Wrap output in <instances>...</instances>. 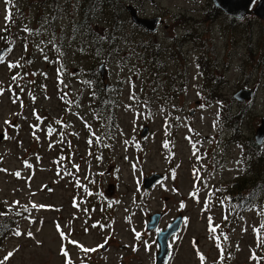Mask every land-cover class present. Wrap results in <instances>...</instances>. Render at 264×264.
<instances>
[{
    "label": "rangeland",
    "instance_id": "374dc122",
    "mask_svg": "<svg viewBox=\"0 0 264 264\" xmlns=\"http://www.w3.org/2000/svg\"><path fill=\"white\" fill-rule=\"evenodd\" d=\"M45 1L0 0V210H21L0 264H154L156 231L177 214L165 264H264V190L246 185L237 218L222 200L239 176L264 183V165L242 170L264 116V20L211 0H115L77 28L85 0ZM128 5L155 30L133 28ZM98 86L111 110H91ZM240 88L253 90L244 102ZM228 113L240 116L235 142Z\"/></svg>",
    "mask_w": 264,
    "mask_h": 264
},
{
    "label": "trees",
    "instance_id": "16d2710c",
    "mask_svg": "<svg viewBox=\"0 0 264 264\" xmlns=\"http://www.w3.org/2000/svg\"><path fill=\"white\" fill-rule=\"evenodd\" d=\"M41 1L42 0H40V2ZM114 1L115 0H99V1L85 0V5H87L85 10L83 11V13H85L84 14L85 18L82 17L83 18L82 21L79 22L78 24H76V26H78L77 28H80L82 25H84L86 23V16L92 15V7H94V6H97V5L101 6L100 8L105 7V8H108L110 10V12H111V10L114 12L115 7L112 4ZM116 7H117V5H116ZM215 9H217L219 12L221 11L218 8H215ZM112 15L114 16V13ZM85 26H87V23L85 24ZM132 27L135 29H140L139 27H137L134 24H132ZM85 35L91 39L90 42H91V46L93 48L92 52H94L95 48H97V46L99 45L100 39L98 37H96V35L87 28H85ZM11 36H12V33H11ZM93 37H94V39H93ZM108 38H110V34L108 35ZM95 39H96V44H95ZM111 40L113 41V44H114L115 38L112 37ZM10 41L11 40H9V43H10ZM22 52H23V50H22ZM176 52L177 51H174V53H176ZM155 58H157V55L155 56ZM202 59H203V61L208 62L207 54ZM153 61H154V58L149 60V62H151V63H153ZM201 67H202V65H201ZM153 70L154 69H152L151 72ZM91 73L95 74L96 76H97V74L99 75L97 68H96V70L92 69ZM99 79H100V81L103 80L100 78V76L99 77L97 76L96 81ZM170 90H171V92L175 91L174 87H172ZM104 91H105V86H103V88H100L98 86L97 89L94 90V92L92 93V99L94 98L95 104H93V109H91V110H93L94 112H98V111L101 112L102 110H111L107 106L102 105V101L105 100ZM14 94L17 95L16 92H14ZM232 115L230 113H228V116H230L231 119L229 120V122H227V118H226L225 126L231 128L230 129L231 130L230 141L235 142L236 138L233 135H235V134L240 135L239 123H238V121H239L238 117H240V116H239V113H235ZM243 147L244 148L247 147L248 153L245 151L246 160L244 161V164H242L243 165L242 170L246 175L250 174V173L252 174V172L254 170V166L264 165V153L261 150H258L259 148H257V147H259V146H257L254 143V141L251 139L244 141ZM247 163H249L248 167H247ZM263 170H264V166H263ZM252 177L253 176H251V178H249V179H245V176H239L236 178L237 180L228 184L229 189L226 191V195L223 194V196L225 195V197H224V199L222 198V200L227 202V203L225 202V204H227L229 207V211H230L229 216L230 217L237 218L238 216L243 214L248 209V207L250 206V203H249L250 196L247 194V188L248 187H246V185L250 184L251 189H253L255 187V189L262 188L264 190V183H262L261 180L252 179ZM258 182L259 183L261 182V184L258 185ZM226 210H227V207H226ZM262 211H263V221H264V210H262ZM19 214H21V210H18L17 212H12V213H8L4 209L0 210V244L8 234L12 233L14 223H15L14 222L15 218L13 216H16ZM263 227H264V224H263Z\"/></svg>",
    "mask_w": 264,
    "mask_h": 264
},
{
    "label": "water",
    "instance_id": "95a60500",
    "mask_svg": "<svg viewBox=\"0 0 264 264\" xmlns=\"http://www.w3.org/2000/svg\"><path fill=\"white\" fill-rule=\"evenodd\" d=\"M254 3L252 8L251 4ZM212 5L215 8L220 9L223 13L227 14L232 18L239 19L245 14H253L256 17H259L264 20V0H211ZM130 20L139 27H142L148 32H153L155 30L158 18L150 17L145 18L143 16H138L136 14L135 8L128 5L126 6ZM4 52V48L0 49V55ZM97 71L101 79H104V66L103 63H100L97 66ZM253 94L252 89L240 88L232 94V97L236 101L244 102L249 99ZM146 126H143L140 136H144L146 133ZM1 137V135H0ZM253 141L257 146H260L264 141V116L259 120L258 126L255 128ZM162 175L160 173H151L149 176H145L142 179L143 188L149 189L155 182L160 180ZM162 217L161 212H155L148 215L147 222L145 223L146 230H153L157 227L160 219ZM181 214H177L171 221L168 223L164 229H159L155 234V243L157 246L155 252L154 264H165L169 254L168 241L172 235L179 231L181 224Z\"/></svg>",
    "mask_w": 264,
    "mask_h": 264
},
{
    "label": "snow or ice",
    "instance_id": "6c2138e0",
    "mask_svg": "<svg viewBox=\"0 0 264 264\" xmlns=\"http://www.w3.org/2000/svg\"><path fill=\"white\" fill-rule=\"evenodd\" d=\"M10 18H11V14L9 13L8 15H6L5 20L7 21V20H9ZM15 79H16V77H13V80H15ZM16 175L18 176L19 173H16ZM192 195H195V193H193ZM182 206H183V205H182ZM41 207H43V206H41ZM209 220L211 221V217L209 218ZM57 228L59 229V225L57 226ZM215 230H216L215 228H212V227L210 226V231L215 232ZM157 231H159V229H158ZM257 231H258V230H257ZM16 235H20V233L17 232ZM28 235L30 236L31 233H28ZM60 235H61V237L63 238L64 233L61 232ZM136 237H137V239H139V238H140V233H136ZM217 239H218V238H217ZM71 243L75 244L76 242H75V241H72ZM100 247H103V245H101ZM169 247H171V246L169 245ZM218 247H219V245H218ZM84 250H85L86 252H87V251H95V249H84ZM134 250H135V249H134ZM61 251H62V253H63L65 256H67V252H65L63 248L61 249ZM11 255H12V253H9V254H8V256H11ZM8 256H6L4 259L7 260V259H8ZM201 259H203V257H201Z\"/></svg>",
    "mask_w": 264,
    "mask_h": 264
},
{
    "label": "flooded vegetation",
    "instance_id": "af4514ba",
    "mask_svg": "<svg viewBox=\"0 0 264 264\" xmlns=\"http://www.w3.org/2000/svg\"><path fill=\"white\" fill-rule=\"evenodd\" d=\"M159 20V19H158ZM137 27H139L138 25H136ZM139 28H141V27H139Z\"/></svg>",
    "mask_w": 264,
    "mask_h": 264
}]
</instances>
